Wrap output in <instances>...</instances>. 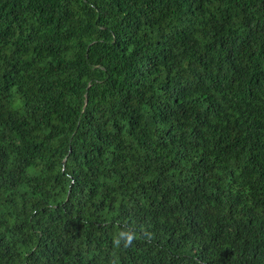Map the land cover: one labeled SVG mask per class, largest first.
<instances>
[{
	"label": "trees",
	"instance_id": "16d2710c",
	"mask_svg": "<svg viewBox=\"0 0 264 264\" xmlns=\"http://www.w3.org/2000/svg\"><path fill=\"white\" fill-rule=\"evenodd\" d=\"M0 264H264V0H0Z\"/></svg>",
	"mask_w": 264,
	"mask_h": 264
}]
</instances>
